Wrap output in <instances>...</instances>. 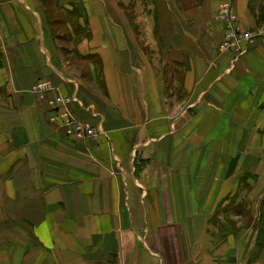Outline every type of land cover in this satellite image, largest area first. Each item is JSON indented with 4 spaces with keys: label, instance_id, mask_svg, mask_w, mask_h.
Listing matches in <instances>:
<instances>
[{
    "label": "crops",
    "instance_id": "obj_1",
    "mask_svg": "<svg viewBox=\"0 0 264 264\" xmlns=\"http://www.w3.org/2000/svg\"><path fill=\"white\" fill-rule=\"evenodd\" d=\"M223 2L261 32L238 58ZM57 6L67 47L42 0H0V264H264V0ZM39 81L100 140L68 137Z\"/></svg>",
    "mask_w": 264,
    "mask_h": 264
},
{
    "label": "built area",
    "instance_id": "obj_2",
    "mask_svg": "<svg viewBox=\"0 0 264 264\" xmlns=\"http://www.w3.org/2000/svg\"><path fill=\"white\" fill-rule=\"evenodd\" d=\"M215 21L221 25L224 36L219 44L221 53H231L235 58L243 55L249 45L256 43L261 32L244 29L239 24V18L230 2H223L214 15ZM55 87L49 81H39L34 84L31 91L41 100H47L52 111L55 113L54 119H60L66 135L75 140L98 142L100 140L99 130L92 124L78 119L73 113L72 106L77 102L73 95H63L61 93L53 98H47Z\"/></svg>",
    "mask_w": 264,
    "mask_h": 264
},
{
    "label": "rangeland",
    "instance_id": "obj_3",
    "mask_svg": "<svg viewBox=\"0 0 264 264\" xmlns=\"http://www.w3.org/2000/svg\"><path fill=\"white\" fill-rule=\"evenodd\" d=\"M68 1L69 0H42V2L47 6V18L51 23L53 22L55 24L52 25L53 30L55 31V33H57L58 39L61 40L60 44L64 45L65 47H67L68 43H66V41H63L64 36L69 34L68 28L66 26V17L70 16V12L67 10H62L60 7H58L57 2H68ZM76 1H80V0H76ZM137 5H139L137 6L138 8L137 10H134L132 8L128 10L127 13L129 17H135V18L147 17V16L152 18L154 17V13L149 11L144 3L140 2V4L138 3ZM111 12L113 13L112 15L116 17L115 10H111ZM74 13H76L78 16L79 12L75 11ZM78 27L79 26H76V31L80 30V28Z\"/></svg>",
    "mask_w": 264,
    "mask_h": 264
}]
</instances>
